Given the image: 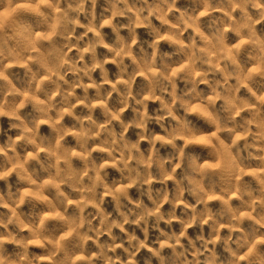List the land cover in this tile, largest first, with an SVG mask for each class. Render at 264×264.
<instances>
[{"label":"clouds","instance_id":"1","mask_svg":"<svg viewBox=\"0 0 264 264\" xmlns=\"http://www.w3.org/2000/svg\"><path fill=\"white\" fill-rule=\"evenodd\" d=\"M0 264H264V0H0Z\"/></svg>","mask_w":264,"mask_h":264}]
</instances>
